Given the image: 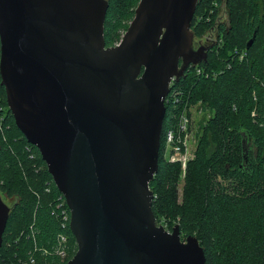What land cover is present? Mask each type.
Returning a JSON list of instances; mask_svg holds the SVG:
<instances>
[{"label":"water","instance_id":"95a60500","mask_svg":"<svg viewBox=\"0 0 264 264\" xmlns=\"http://www.w3.org/2000/svg\"><path fill=\"white\" fill-rule=\"evenodd\" d=\"M197 3L139 0L106 46L108 0H0V84L69 208L66 264H204L194 236L156 225L149 189L170 80L206 61ZM9 210L0 198V245Z\"/></svg>","mask_w":264,"mask_h":264},{"label":"trees","instance_id":"16d2710c","mask_svg":"<svg viewBox=\"0 0 264 264\" xmlns=\"http://www.w3.org/2000/svg\"><path fill=\"white\" fill-rule=\"evenodd\" d=\"M217 1L198 0L190 25L193 35L216 29L217 44L206 52L207 62L175 77L165 98L157 170L149 181L151 209L156 222L177 224L181 237L198 240L204 264H264V0H227V22L211 11ZM138 2L108 0L106 46L121 39ZM235 51L246 55L240 60ZM190 105L203 112L194 120L188 111L195 148L182 179L180 163L164 156V133ZM0 118V189L18 196L0 264H18L30 253L36 264H66L77 246L69 224L62 227L57 204L64 197L37 148L16 127L1 84ZM59 233L67 236L64 260L54 253Z\"/></svg>","mask_w":264,"mask_h":264},{"label":"built area","instance_id":"2783aa9c","mask_svg":"<svg viewBox=\"0 0 264 264\" xmlns=\"http://www.w3.org/2000/svg\"><path fill=\"white\" fill-rule=\"evenodd\" d=\"M234 54L238 56L240 60H242L246 55L245 52L237 53V51H235ZM196 73L201 74L202 69L197 68ZM174 79L175 76L171 78L169 83V88ZM195 107H196L195 105H190L188 107H185L178 116L177 119L178 121L176 126L167 129L164 133V156L167 157V159L171 162L180 163L182 170L181 173L182 179L184 178L186 163L189 159L192 158L193 151L195 148V138L194 137L192 138L193 134L191 132V116L188 115V111L192 112V108ZM0 125H1V118H0ZM30 157H33V155L30 154ZM64 204L65 206H67L65 199L61 200L57 204V207L61 208V214L63 220L62 227H65L67 224H69L70 221L69 208L68 206L65 207ZM156 225L161 226L165 231L169 233L172 231L174 227V224L169 225V223L164 220L157 221ZM56 241H57V245L54 253L58 255V257L60 258H65V256L67 257V236L64 235L63 233H59ZM34 249L37 250V248ZM18 264H36V261L33 254L30 253L27 259L23 261L22 260L19 261Z\"/></svg>","mask_w":264,"mask_h":264},{"label":"rangeland","instance_id":"374dc122","mask_svg":"<svg viewBox=\"0 0 264 264\" xmlns=\"http://www.w3.org/2000/svg\"><path fill=\"white\" fill-rule=\"evenodd\" d=\"M219 1V2H218ZM218 4L216 6V8H212L211 11L214 13L215 12V19L217 21H225L227 22V18H228V10H227V0H218ZM211 13V12H210ZM216 20L214 21L216 23ZM214 26H216V24H214ZM211 29H207L206 31H202L201 33H199L198 35H193V44H195L194 47L197 48V44L198 42H204L207 38H211L213 39L214 42H216L217 44V39H215L216 34L215 31L216 29H214V31H210ZM122 36V35H121ZM210 44V43H207ZM202 110L199 109L197 106L195 108H192V119L196 120V118H198L201 114H202ZM194 121H192L191 123V132L193 134L194 132V125H193ZM0 129H1V125H0ZM4 135V134H3ZM193 138V135H192ZM6 139H8L6 137ZM193 144V143H192ZM181 185L182 182L179 183L178 185V190H179V196H181ZM0 195L1 198L3 199V201L11 208V206H13V204L15 203L16 200H18V196L16 195H6L5 192L3 190L0 189ZM181 237V236H180ZM186 237H181V239H185ZM65 258H67L65 256ZM61 260H64V258H61Z\"/></svg>","mask_w":264,"mask_h":264},{"label":"flooded vegetation","instance_id":"af4514ba","mask_svg":"<svg viewBox=\"0 0 264 264\" xmlns=\"http://www.w3.org/2000/svg\"><path fill=\"white\" fill-rule=\"evenodd\" d=\"M207 43H210V44H207ZM215 44V42L213 41V39H207L206 40V42L204 41V42H198V44H197V48L196 47H194L195 46V44H193V41H192V43H191V46H190V48H191V50L192 51H195V52H197V50H198V48H199V46H203V47H206V52L213 46ZM181 61L182 60H180L179 61V64H181ZM0 198H1V195H0ZM1 200L3 201V199L1 198ZM4 202V201H3ZM5 203V202H4ZM6 204V203H5ZM7 205V204H6ZM8 206V205H7ZM9 207V206H8ZM10 208V207H9ZM10 211V210H9ZM9 216V215H8ZM8 220V219H7ZM6 223H7V221H6ZM5 227H6V225H5ZM4 230H5V228H4ZM4 232V231H3ZM2 236H3V234H2Z\"/></svg>","mask_w":264,"mask_h":264}]
</instances>
